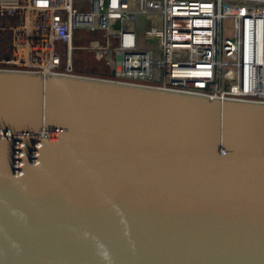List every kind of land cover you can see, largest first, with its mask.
I'll use <instances>...</instances> for the list:
<instances>
[{"label":"water","instance_id":"obj_1","mask_svg":"<svg viewBox=\"0 0 264 264\" xmlns=\"http://www.w3.org/2000/svg\"><path fill=\"white\" fill-rule=\"evenodd\" d=\"M0 264H264V103L0 70Z\"/></svg>","mask_w":264,"mask_h":264},{"label":"built area","instance_id":"obj_2","mask_svg":"<svg viewBox=\"0 0 264 264\" xmlns=\"http://www.w3.org/2000/svg\"><path fill=\"white\" fill-rule=\"evenodd\" d=\"M0 29V70L81 75L72 57L87 51L111 81L264 103V0H0Z\"/></svg>","mask_w":264,"mask_h":264},{"label":"trees","instance_id":"obj_3","mask_svg":"<svg viewBox=\"0 0 264 264\" xmlns=\"http://www.w3.org/2000/svg\"><path fill=\"white\" fill-rule=\"evenodd\" d=\"M9 41H10L9 31L0 29V52H2V50L4 51L3 53H0V55L7 56ZM81 52L87 54L84 57V59L82 58L81 61L79 62L78 61L75 62L72 59L73 71L75 73L81 75L100 77V78L110 77L111 69L104 56L97 58L95 57L94 54H91L90 52L87 51H81Z\"/></svg>","mask_w":264,"mask_h":264},{"label":"rangeland","instance_id":"obj_4","mask_svg":"<svg viewBox=\"0 0 264 264\" xmlns=\"http://www.w3.org/2000/svg\"><path fill=\"white\" fill-rule=\"evenodd\" d=\"M231 33H232V29H231V24H230V22L228 21V20H224L223 22H222V34H223V36L224 37H228V36H230L231 35ZM99 42V38L97 39V38H94V37H83L82 39H79V40H77L76 41V43L78 44V45H89V44H95V43H98ZM58 49H59V51H58V53H59V55L62 57V55H63V51H61V49H60V46H58ZM4 51L2 50V52H0V53H3ZM87 54L86 53H84V52H81V51H77V52H75L74 54H73V60L76 62V61H81V59L83 58L84 59V57L86 56ZM92 56H94V55H92ZM101 56H103V54H95V57H101ZM106 59V58H105Z\"/></svg>","mask_w":264,"mask_h":264},{"label":"bare ground","instance_id":"obj_5","mask_svg":"<svg viewBox=\"0 0 264 264\" xmlns=\"http://www.w3.org/2000/svg\"><path fill=\"white\" fill-rule=\"evenodd\" d=\"M127 84V83H126ZM129 85H132V84H129ZM136 86H140V85H136ZM144 87V86H143ZM150 88H152V87H150Z\"/></svg>","mask_w":264,"mask_h":264}]
</instances>
